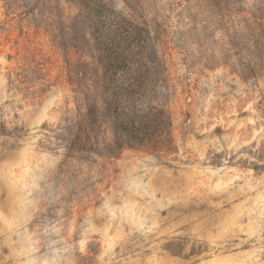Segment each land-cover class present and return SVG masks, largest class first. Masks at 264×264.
Listing matches in <instances>:
<instances>
[{"label":"rangeland","instance_id":"1","mask_svg":"<svg viewBox=\"0 0 264 264\" xmlns=\"http://www.w3.org/2000/svg\"><path fill=\"white\" fill-rule=\"evenodd\" d=\"M103 1L166 61L173 145L72 149L76 2L0 0V264H264V0Z\"/></svg>","mask_w":264,"mask_h":264},{"label":"trees","instance_id":"2","mask_svg":"<svg viewBox=\"0 0 264 264\" xmlns=\"http://www.w3.org/2000/svg\"><path fill=\"white\" fill-rule=\"evenodd\" d=\"M74 1L78 8L75 32L68 31L60 40L67 54L63 65L66 81L72 86L76 105L70 119L72 149L90 144L115 157L124 148H171L172 107L177 95L158 45L109 3L70 0ZM262 36L264 39V28ZM82 43L89 50L88 60L82 54H69L70 47ZM261 46L264 48L263 43ZM39 54L35 50L19 57L17 68H31V58ZM106 117L111 126L109 140L102 134Z\"/></svg>","mask_w":264,"mask_h":264}]
</instances>
